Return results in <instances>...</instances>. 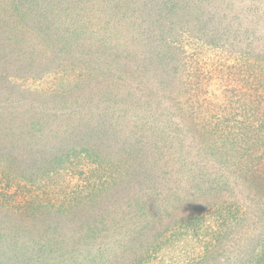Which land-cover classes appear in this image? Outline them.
<instances>
[{"label":"rangeland","instance_id":"rangeland-1","mask_svg":"<svg viewBox=\"0 0 264 264\" xmlns=\"http://www.w3.org/2000/svg\"><path fill=\"white\" fill-rule=\"evenodd\" d=\"M250 90L264 92V0H0V264H196L224 195L194 228L202 199L152 142L188 145L193 116L213 122L225 94L257 105ZM58 216L116 227L37 246Z\"/></svg>","mask_w":264,"mask_h":264},{"label":"trees","instance_id":"trees-1","mask_svg":"<svg viewBox=\"0 0 264 264\" xmlns=\"http://www.w3.org/2000/svg\"><path fill=\"white\" fill-rule=\"evenodd\" d=\"M147 32L150 33V30L147 29ZM255 75L259 77L258 74ZM183 77H176L179 84ZM252 81H255V77ZM172 82L175 83V79L170 84ZM125 89L128 90L127 83L123 85L122 93L129 91H125ZM257 92H259L258 97L254 96L251 90L249 93L252 95H247L248 99L256 101L257 105L246 104V98H244L242 105L233 109L235 107L233 103L237 96L232 94L231 96L225 94L224 96L228 100H223L218 104L209 103L212 108L216 107L213 112L222 107L223 109L218 113L215 112L216 119L213 122L208 121L209 118L198 112L196 117L191 118L190 125L187 123L183 125L185 135L191 139L188 145L186 142L180 143L179 141L185 139L184 136L152 142L153 148L158 144L162 152L164 150L171 151V153L169 152L171 157L180 163L175 161L173 163L167 158L168 166L173 163L172 166L177 168L175 173L185 175L188 193L190 190H194L202 199L199 203L200 207L195 209L189 217V223L194 225V228L205 216V213L202 212L204 206L213 204V197L220 202L218 196H222L221 194L225 196H222L223 202H226L225 207L222 208L223 213L217 219L219 223H214L213 226L214 232L218 235L215 238L217 243H207L205 249L199 253L196 264H215L217 255L224 257L225 264L264 263V92L258 90ZM252 97L255 98L252 99ZM167 128L168 130L173 129L172 126ZM178 143L181 144L179 153L176 146ZM23 149L24 147L21 148V150ZM194 149L197 152L194 153ZM9 152L15 153L13 148L9 149ZM165 153L167 152L165 151ZM26 154L29 153L24 150V155ZM210 163L212 165H209ZM211 166L214 168L213 172L209 171ZM206 167L208 169H205ZM179 179H184V177L181 176ZM163 180L164 178L161 177L160 182ZM142 202V207L146 209L147 202ZM54 208L55 205L51 210ZM119 214L128 215V212L121 208ZM64 221L65 219L59 216L50 219L48 227L52 229L51 236L55 235V237H48L40 242H38L39 239H36L37 246L41 244L46 249L50 244H53L62 251H71L72 249L76 251L79 244L92 238L97 230H101L106 236L111 228L116 227L108 226L106 221L76 218L68 222L66 228H63ZM111 221L114 222V219ZM101 223H103L102 226ZM244 227L247 229L242 236L231 233L244 229ZM18 230L25 229L20 227ZM16 233L17 236H21L19 231ZM226 234L231 239H227L225 247L220 249V244L223 243L222 235ZM42 236L45 235L42 234ZM233 238L239 240L233 243ZM50 240L53 243H49ZM210 244L212 245L209 246ZM14 255L16 257V252Z\"/></svg>","mask_w":264,"mask_h":264}]
</instances>
